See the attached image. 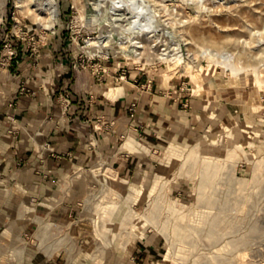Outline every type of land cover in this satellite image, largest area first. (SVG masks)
<instances>
[{
  "label": "rangeland",
  "instance_id": "obj_1",
  "mask_svg": "<svg viewBox=\"0 0 264 264\" xmlns=\"http://www.w3.org/2000/svg\"><path fill=\"white\" fill-rule=\"evenodd\" d=\"M55 58L72 86L173 85L207 120L68 168L49 222L80 264H264V0H0V69Z\"/></svg>",
  "mask_w": 264,
  "mask_h": 264
},
{
  "label": "crops",
  "instance_id": "obj_2",
  "mask_svg": "<svg viewBox=\"0 0 264 264\" xmlns=\"http://www.w3.org/2000/svg\"><path fill=\"white\" fill-rule=\"evenodd\" d=\"M72 72L56 58L0 69V264H80L49 222L68 168L110 156L129 135L179 141L207 123L197 119L196 100L173 85L144 89L120 76L112 87L107 76H82L72 86ZM15 228L26 239L13 238Z\"/></svg>",
  "mask_w": 264,
  "mask_h": 264
},
{
  "label": "built area",
  "instance_id": "obj_3",
  "mask_svg": "<svg viewBox=\"0 0 264 264\" xmlns=\"http://www.w3.org/2000/svg\"><path fill=\"white\" fill-rule=\"evenodd\" d=\"M135 104H132L131 106H130V108H129V111H130V115L131 116H133L134 115V113H135Z\"/></svg>",
  "mask_w": 264,
  "mask_h": 264
}]
</instances>
